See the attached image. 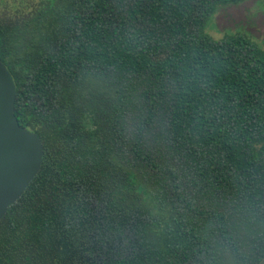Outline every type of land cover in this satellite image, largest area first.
I'll return each mask as SVG.
<instances>
[{"label": "trees", "instance_id": "obj_1", "mask_svg": "<svg viewBox=\"0 0 264 264\" xmlns=\"http://www.w3.org/2000/svg\"><path fill=\"white\" fill-rule=\"evenodd\" d=\"M243 1L0 0L14 113L43 148L0 264L264 262V48L205 29Z\"/></svg>", "mask_w": 264, "mask_h": 264}, {"label": "water", "instance_id": "obj_2", "mask_svg": "<svg viewBox=\"0 0 264 264\" xmlns=\"http://www.w3.org/2000/svg\"><path fill=\"white\" fill-rule=\"evenodd\" d=\"M15 98L12 76L0 60V219L38 173L43 155L37 134L15 116Z\"/></svg>", "mask_w": 264, "mask_h": 264}, {"label": "rangeland", "instance_id": "obj_3", "mask_svg": "<svg viewBox=\"0 0 264 264\" xmlns=\"http://www.w3.org/2000/svg\"><path fill=\"white\" fill-rule=\"evenodd\" d=\"M205 29L215 39L227 33L241 32L264 48V0H245L238 4L220 6ZM82 123L89 131L93 129L89 115H84Z\"/></svg>", "mask_w": 264, "mask_h": 264}]
</instances>
